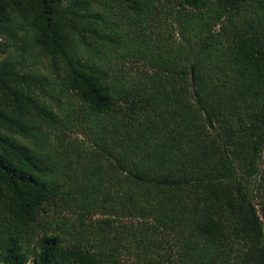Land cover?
I'll use <instances>...</instances> for the list:
<instances>
[{"label":"trees","instance_id":"1","mask_svg":"<svg viewBox=\"0 0 264 264\" xmlns=\"http://www.w3.org/2000/svg\"><path fill=\"white\" fill-rule=\"evenodd\" d=\"M0 264H264V0H0Z\"/></svg>","mask_w":264,"mask_h":264},{"label":"rangeland","instance_id":"2","mask_svg":"<svg viewBox=\"0 0 264 264\" xmlns=\"http://www.w3.org/2000/svg\"><path fill=\"white\" fill-rule=\"evenodd\" d=\"M18 44H19V46L17 45V47H16V48L20 49L19 51L23 50V49H22V47H21V42H20V41L18 42ZM78 137H80V138H81V137H82V135H78ZM257 207H259V206H257Z\"/></svg>","mask_w":264,"mask_h":264}]
</instances>
